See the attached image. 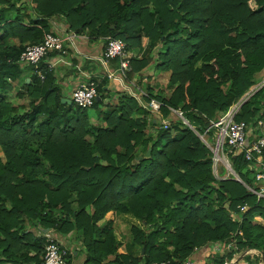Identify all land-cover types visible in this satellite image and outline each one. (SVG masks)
<instances>
[{
	"label": "trees",
	"instance_id": "obj_1",
	"mask_svg": "<svg viewBox=\"0 0 264 264\" xmlns=\"http://www.w3.org/2000/svg\"><path fill=\"white\" fill-rule=\"evenodd\" d=\"M57 15L76 33L121 39L130 57L124 79L135 90L133 77L152 61L169 72L166 95L138 87L145 102L162 103L167 128L118 82L122 91L115 88L118 101L111 104L107 79L92 77L100 100L81 108L61 102L48 73L41 80L32 65L19 63L27 44L52 32L48 18ZM156 47L163 50L155 58ZM136 48L144 50L140 57ZM263 75L264 0H0V264H42L43 238L27 230L33 221L60 233L80 231L85 264L115 253L108 264L179 263L195 247L238 231L240 251L255 252L264 264V226L255 223L256 216L264 222V198L245 186H255L249 162L229 152L241 181L216 178L212 152L197 133ZM16 84L21 105L8 100ZM257 119L264 120V85L236 116L250 125ZM127 212L145 224L132 227L134 244L144 248L138 258L120 250L112 226L98 225ZM230 256L216 255L211 264Z\"/></svg>",
	"mask_w": 264,
	"mask_h": 264
},
{
	"label": "built area",
	"instance_id": "obj_2",
	"mask_svg": "<svg viewBox=\"0 0 264 264\" xmlns=\"http://www.w3.org/2000/svg\"><path fill=\"white\" fill-rule=\"evenodd\" d=\"M75 38L76 35L73 33H66L64 30L58 33L47 32L40 42L27 44L20 54L18 61L23 66L32 65L37 76L41 80H44L45 75L52 70L54 64H49L45 70H42L40 66L42 60L53 51L60 52L63 55L66 54V46L71 45L74 47ZM94 58L105 68L107 78L117 81L120 86L129 93L135 90L134 84L127 83L124 79L125 72L130 69V57L126 52L125 43L121 39L111 36L105 37V46L102 53ZM112 59H117L114 69L109 67V63ZM98 84L99 82L92 77L88 78L87 81L78 83L71 92V101L81 108H90L94 102L97 101V96H99L97 91ZM140 91L141 90H139V92ZM130 95L138 101L143 109H146L155 117L160 118V122L164 128L168 127L170 121L161 117L160 107L162 103L154 99L145 102L142 97V95H144L143 92L139 93L141 99L137 98L135 94ZM242 104L243 101H237L230 106L227 111L221 113L216 120L212 121L207 129L202 133H197L206 147L212 152V170L215 177L218 179H226L225 176L219 174L218 165L220 163L223 165V168L226 169L227 173H231L229 166L232 167V165L228 158V153L243 154L244 159L250 164L252 170L251 175L255 184L253 188L248 185L245 186L249 191L256 194L257 200H259L264 198V120L257 119L256 122L252 124V127H249L244 121L236 120V116ZM172 111L183 123L187 125L189 123L193 126L192 129H199V125L190 123L181 110L172 109ZM240 209L246 211L247 206L243 205ZM237 235L241 236L242 231H238V234L228 239L210 242V247L214 254L219 256L231 254V258H225L224 264H238L239 260L242 258L239 256L240 250ZM197 249H199V247L194 248V250ZM247 254L248 259L246 260V264H262L257 258L258 254L255 252H247ZM69 256V249L64 247L56 237L50 234L45 236L42 264H69ZM234 260L236 263H234ZM152 264H194V262L191 257H186L179 263L167 260L153 262Z\"/></svg>",
	"mask_w": 264,
	"mask_h": 264
},
{
	"label": "crops",
	"instance_id": "obj_3",
	"mask_svg": "<svg viewBox=\"0 0 264 264\" xmlns=\"http://www.w3.org/2000/svg\"><path fill=\"white\" fill-rule=\"evenodd\" d=\"M48 23L50 26V31L52 32L58 33L64 30L66 31V33L68 32L76 35V38L74 39V47L71 45H67L66 54L63 55L57 51L50 52L40 63L42 70H45L49 64H54L52 70L50 72H47L49 74L47 85L49 87L59 88L61 92V99L71 100V92L73 91V88L77 86L78 83L87 81L88 78L95 76L100 78V80L102 78H106L107 81H110L109 84L113 82V87L114 85L116 86L114 88L121 89L117 81L106 77L105 68L98 60L94 58L95 56H98L102 53L105 46V38L100 37L95 39L86 32L76 33L74 31H71L70 29H67L68 25L65 22V17L62 15L48 18ZM25 81L29 83L30 78L26 76ZM109 84H106V86H104V89L109 90L110 93H104L111 96L113 94V90L112 87L109 86ZM19 89V84H16L13 91L9 93L16 97ZM255 223L264 226V222L257 216L255 217ZM98 225L100 226L101 230H104V228L106 227H113L116 242L120 246V250L123 253L130 254L133 258H138L143 255L144 248H140L139 245L134 244L132 227H138L144 230L145 224L132 212H127L124 214L120 213L115 216L108 215L104 220L100 221ZM28 229H30V232L33 233V236L43 238V241L47 234L56 237L61 242V244L64 247L68 248L70 251L69 264H85L86 248L84 246V241L80 231L74 229L66 233H60L55 228L43 227L39 222L36 221H33L31 224H29L27 226V230ZM96 240L104 241V238H96ZM247 252L252 251H239V256L240 258H242L241 260H239L238 264H246V260L248 259ZM35 253V250L31 249L28 253V256L32 258L33 256H35ZM113 255L117 256L118 253H115ZM113 255L102 260L100 264H108V262L114 260ZM215 256L216 254L213 253L210 247V242L204 246L199 247V249L197 250H193L190 255L194 264H211V260ZM234 263H236L235 260ZM23 264L36 263L34 260H30L23 262Z\"/></svg>",
	"mask_w": 264,
	"mask_h": 264
},
{
	"label": "rangeland",
	"instance_id": "obj_4",
	"mask_svg": "<svg viewBox=\"0 0 264 264\" xmlns=\"http://www.w3.org/2000/svg\"><path fill=\"white\" fill-rule=\"evenodd\" d=\"M67 29H69L67 27ZM72 31V30H71ZM160 50H163L162 48L160 47H156L154 49V51L152 52L151 55H153L155 58H156V55L157 53L160 51ZM144 50L143 49H139V48H136L133 50V54L135 57H140L142 55V52ZM102 70V69H101ZM168 76H169V72H162V71H158L156 70L155 68V62L152 61L147 67H145L140 73L136 74L132 81L138 85V87L140 86L141 88L143 87L144 89H146V85H148L151 90L153 91V93H163V94H168L171 89L173 88L172 86H168ZM107 85L109 84V80L107 81ZM264 83V75L261 77H259L258 79H256V82L254 85H252L248 91H246L242 97L238 100V101H243V104L247 103V102H251L252 101V97L253 95H255L261 88L262 85ZM109 86L112 87V95L107 99V102L113 104V103H117L118 99V94H117V91H115V88L116 87L114 85L113 87V82L109 84ZM135 87V85H134ZM137 87V90H132L131 92L132 93H129V94H132V95H136L137 98L141 99V96L139 95V88ZM117 90H120L122 91L121 89H117ZM10 94V93H9ZM8 94V100L9 102L12 104V105H21L23 103V100L19 97H14V95L10 96ZM261 97V95H260ZM106 101V100H105ZM242 104V105H243ZM104 110H106V108H103ZM92 112V111H91ZM241 113V112H240ZM92 115L93 118H96L95 117V113H90ZM221 114V113H220ZM154 115H152L153 117ZM157 118V117H156ZM150 119V117H147V120ZM196 125V124H195ZM249 127H252L253 125H250L248 124ZM164 127V126H162ZM159 129L158 126L156 125H153L150 129H149V132L152 133V134H155L157 132V130ZM141 147L138 148V150L140 149ZM218 171H219V174H221L222 176H225L226 179L227 178H233V179H236L234 174L232 173H227L226 169L223 168V165H221V163L218 165ZM238 175V174H237ZM250 177H251V174H249ZM240 178V177H239ZM241 179V178H240ZM239 181V180H238ZM253 182V181H252ZM247 188V187H246ZM258 217V216H257Z\"/></svg>",
	"mask_w": 264,
	"mask_h": 264
},
{
	"label": "water",
	"instance_id": "obj_5",
	"mask_svg": "<svg viewBox=\"0 0 264 264\" xmlns=\"http://www.w3.org/2000/svg\"><path fill=\"white\" fill-rule=\"evenodd\" d=\"M96 100H97V101L100 100V96H97ZM61 102H62V103H67V104H69V105H71V104L73 103V102H72L71 100H69V99H61ZM188 125H189L191 128H193V126L190 125L189 123H188ZM229 169H230V172H231L232 174H234L236 180L241 181V179L239 178V175H237V173L235 172V170H234L231 166H229Z\"/></svg>",
	"mask_w": 264,
	"mask_h": 264
}]
</instances>
